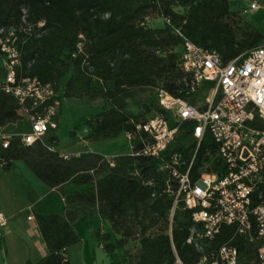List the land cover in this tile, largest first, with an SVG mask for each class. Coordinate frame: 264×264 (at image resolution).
<instances>
[{
    "label": "trees",
    "instance_id": "trees-1",
    "mask_svg": "<svg viewBox=\"0 0 264 264\" xmlns=\"http://www.w3.org/2000/svg\"><path fill=\"white\" fill-rule=\"evenodd\" d=\"M231 4V0H0V28H19L24 10L27 22L35 27L31 35L19 34L20 76L53 85L62 101L104 100L108 109L86 123L88 141L122 134L132 137L131 155L118 156L113 163L91 152L61 155L56 150L55 130L28 146L21 137L2 134L6 126L28 117L13 96L0 93V164L4 172L21 161L50 189L69 184L82 188L65 194L64 215L35 216L48 254L27 264H72L67 251L82 240L74 223L96 210L110 227V232L97 235L110 256L136 243L138 253H129L128 264H177L176 254L184 264L199 261L201 254L187 243L193 213L180 203L170 222L174 200L165 193L167 176L159 172L160 159L141 154L148 138L138 127L148 123L146 116L153 110L164 113L160 91L192 105L201 99V91L192 90V75L180 67L185 40L217 52L224 63L264 44L263 36ZM155 19L163 25L155 27ZM40 22H45L42 29L37 28ZM79 44H83L81 53ZM4 75L0 54V78ZM136 89L156 92V98L138 114L129 112L127 105ZM193 127L185 123L164 155L183 152L190 162L196 149L190 141ZM210 149L215 145L207 135L194 162L193 180ZM259 193L264 194V185ZM231 231L233 227H225L216 245L227 241ZM235 245L249 262H255L253 246H246L243 239H237Z\"/></svg>",
    "mask_w": 264,
    "mask_h": 264
},
{
    "label": "built area",
    "instance_id": "built-area-1",
    "mask_svg": "<svg viewBox=\"0 0 264 264\" xmlns=\"http://www.w3.org/2000/svg\"><path fill=\"white\" fill-rule=\"evenodd\" d=\"M257 9V4L250 6L251 11ZM22 22L19 28H0L5 73L0 93L13 96L27 115L30 128L20 137L30 146L58 128L62 100L53 85L20 76L19 34L31 35L35 28L27 22L26 10ZM44 26L40 22L37 28ZM78 48L81 53L83 44ZM180 67L192 75V90L201 91L202 97L192 105L160 91L164 113L138 127L148 138L141 154L161 160L159 172L167 176L165 193L174 200L170 222L180 203L193 213L187 243L201 254L195 264H264V194L259 193L264 185V44L224 63L217 52L185 40ZM185 123L194 125L190 141L196 149L190 162L183 152L164 155ZM207 135L215 149L207 151L193 180L194 162ZM0 225H6L2 215ZM225 227L233 231L227 241L216 245ZM237 239L253 246L255 262H249L235 245ZM176 257L177 264H184Z\"/></svg>",
    "mask_w": 264,
    "mask_h": 264
},
{
    "label": "rangeland",
    "instance_id": "rangeland-1",
    "mask_svg": "<svg viewBox=\"0 0 264 264\" xmlns=\"http://www.w3.org/2000/svg\"><path fill=\"white\" fill-rule=\"evenodd\" d=\"M231 2L232 10L238 12L264 38V0H231ZM252 3L257 4L259 10L251 12L250 6ZM156 20L154 21L155 27L163 25L161 20ZM155 98L156 92L153 89H136L131 92V97L127 100L128 111L134 114L145 111L147 104ZM62 105V113L58 118V128L55 130L59 140L56 147L57 151L68 155L91 152L100 154L112 162H115V157L118 155H131V142L126 134L113 139L87 141L86 123L88 120H94L98 114L108 109L109 105L104 100L97 99L90 102L82 99H63ZM158 114L160 113L155 109L148 113L146 117L152 119ZM29 128L27 119L21 117L16 123L3 128L2 134L20 137L27 133ZM95 215H98V212ZM96 217L92 218L94 225L91 229H88L82 222L77 225L84 241L79 246L71 249L69 256L72 264H128L127 257L129 253H138V245L129 243L125 249L117 250L112 256L108 255L99 246L96 239V232L101 226V221ZM102 231V235L110 232V227L105 222Z\"/></svg>",
    "mask_w": 264,
    "mask_h": 264
},
{
    "label": "crops",
    "instance_id": "crops-1",
    "mask_svg": "<svg viewBox=\"0 0 264 264\" xmlns=\"http://www.w3.org/2000/svg\"><path fill=\"white\" fill-rule=\"evenodd\" d=\"M257 10H259V6ZM60 154L77 156L82 153L68 155L60 152ZM80 189L82 188L74 184L66 185L60 189H50L21 161L14 162L9 172H4L0 164V215L6 221L5 226L0 225V264L37 263L46 257L48 250L37 226L35 216L64 215L65 194ZM96 212L98 211H94L91 215L82 216L74 223V228L82 239L75 246H79L84 241L77 225L82 222L88 229H91L94 225L92 218L96 216L101 221V226L96 232L98 241L97 235L99 231L103 232L104 221L99 214L95 215ZM99 246L102 247L100 244ZM73 247L67 251L70 262L69 255Z\"/></svg>",
    "mask_w": 264,
    "mask_h": 264
}]
</instances>
